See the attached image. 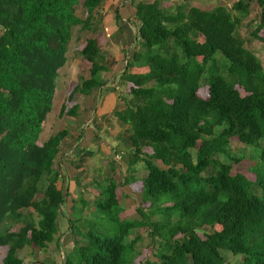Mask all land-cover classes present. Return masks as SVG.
<instances>
[{
    "label": "trees",
    "instance_id": "obj_1",
    "mask_svg": "<svg viewBox=\"0 0 264 264\" xmlns=\"http://www.w3.org/2000/svg\"><path fill=\"white\" fill-rule=\"evenodd\" d=\"M105 1L0 0V230L8 221L21 225L0 233V247L8 249L3 264H24L19 251L45 250L60 232L66 199L55 163L69 130L41 146L38 141L53 111L72 30L80 26L94 33ZM254 2L261 14L251 35L264 43V0H239L231 10L212 12L179 7L165 13L158 1L135 6L140 49L120 76L133 87L114 116L127 127L121 138L130 169L144 165V198L166 217L178 218L175 224L169 218L148 223L153 242L161 241L158 264H226L223 251L242 256L240 264H264V67L238 35ZM81 7L85 19L77 14ZM115 18L121 21L119 12ZM218 52L229 61L232 81L220 72ZM82 55L91 64L89 78L72 90L61 116L77 117L79 111L68 105L80 108L78 97L106 85L103 74L110 66L96 38L87 39ZM203 82L207 99L199 96ZM232 138L259 149L255 182L233 175L231 163L217 160L229 158ZM211 168L214 174L208 173ZM109 184L107 199L97 206L102 213L119 207L116 184L112 179ZM27 209L33 214H24ZM115 222L120 226L115 237L87 232V244L71 253L78 259L67 257L64 264H126L123 241L146 225L118 217ZM204 227L213 232L202 239L198 230Z\"/></svg>",
    "mask_w": 264,
    "mask_h": 264
},
{
    "label": "rangeland",
    "instance_id": "obj_2",
    "mask_svg": "<svg viewBox=\"0 0 264 264\" xmlns=\"http://www.w3.org/2000/svg\"><path fill=\"white\" fill-rule=\"evenodd\" d=\"M188 1L191 3L190 0ZM217 1L221 0H212L214 7L218 5ZM236 1L238 0H227L225 5L231 8ZM125 4L124 0H120L118 7H123ZM115 6L116 0H106L103 3L94 21V33L83 30L80 26L72 30V40L67 54L68 61L60 73L53 111L48 116L38 141L41 146L50 136L64 129L69 130L70 135L63 141L61 154L55 163V169L61 174L58 186L62 188L66 199L62 208V214L65 217L60 216V232L47 249L38 250L29 246L18 252L24 264H64L67 257L73 256L71 253L76 245L79 248L78 245L82 247L87 244L88 238L85 236L87 232L92 231L100 237H115L114 234L120 227L119 223L115 222L117 217L120 221L127 223L145 222L146 225L133 230L123 241L125 247L127 245L126 264H158L156 253L161 241L157 239L155 241L157 243L153 242L148 223L164 222L165 218L170 219V224L178 221L177 217H166L163 212L156 211L151 207V201L144 198L141 182L146 176L144 165L140 163L135 167L136 170H131L128 163L130 152L122 145L121 137L127 127L118 121L114 112L124 109L125 99L128 98L133 85L120 76L140 47L136 44V23L118 21L113 15ZM77 14L82 19L87 16L82 7L78 9ZM250 14L251 21L238 28V35L247 49L256 51L264 67V43L251 35L259 23L261 14V9L256 2L253 3ZM262 35L264 36V32ZM89 38L98 40L110 66V71L103 74L106 85L100 90H95L89 97H78L76 104L80 108L76 109L73 104L68 105L75 113L79 111L77 117L61 116V106L67 103L72 90L81 79L89 78L91 64L82 55V50ZM215 58L221 74L228 81H232L227 73L229 61L221 52H218ZM143 70L134 68L132 71L140 73ZM236 89L243 97L248 95L244 88L237 85ZM199 96L204 99L209 97L208 83L203 82ZM144 152L152 153L150 148H144ZM258 153L257 147L247 146L238 138H232L229 158L225 156L216 158L221 163H231L233 175L242 174L251 182H255L254 169L258 162ZM157 164L162 169H167L161 162ZM208 173L214 174L215 170L211 168ZM111 179L117 187L119 207L113 209V213H102L97 206L107 199L105 191ZM140 211L144 213L143 216L140 215ZM23 212L33 214V209ZM36 219H38L37 216ZM69 222H72V232L69 231ZM20 226L8 221L3 225L0 233L16 232ZM221 229L220 226L215 227V230ZM212 232L213 230L208 227L198 230L202 239ZM180 237L182 236L179 235L178 238ZM131 244L134 246L132 247ZM7 251V248L0 247V264H3ZM222 255L226 264H240L243 260L242 256H234L230 252L223 251ZM72 259L78 258L74 256Z\"/></svg>",
    "mask_w": 264,
    "mask_h": 264
},
{
    "label": "crops",
    "instance_id": "obj_3",
    "mask_svg": "<svg viewBox=\"0 0 264 264\" xmlns=\"http://www.w3.org/2000/svg\"><path fill=\"white\" fill-rule=\"evenodd\" d=\"M155 1H158L160 3V9H162L165 13H175L179 7L196 8V9H199V10L205 11V12H212L218 7H223V8H226L227 10H231L232 7L234 6V4L236 2H238L239 0L236 1L234 4H232L231 8L226 7L225 4H226L227 0L217 1L218 5H215V7H214V4L212 3V0H190L191 3L188 0L187 1L186 0H172L170 2L169 1L167 2V0H136V2L135 1L133 2V0H124V2L126 4L123 7H118L120 0H116V6L114 8L115 13H113V15L115 17L116 12H119V14L121 16L120 22H123V21L125 23L130 22V24L136 23V26H138L139 22L136 19V17H137V10L135 7L136 4H138V3L153 4ZM252 5H253V3H252ZM252 5H251V8H252ZM174 6H177V7L173 8ZM250 11H251V9H250ZM250 17H251V14L247 19H245L243 21L242 25L251 21ZM250 51L255 56H257V58L259 59L256 51H253V50H250ZM81 152L84 153V151H81ZM60 154H61V152H60ZM80 155H83V154H80Z\"/></svg>",
    "mask_w": 264,
    "mask_h": 264
}]
</instances>
